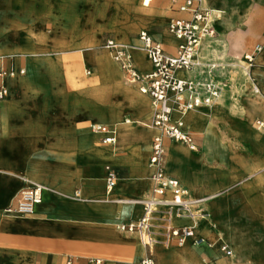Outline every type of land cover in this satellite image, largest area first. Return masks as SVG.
I'll list each match as a JSON object with an SVG mask.
<instances>
[{
	"label": "crops",
	"instance_id": "crops-1",
	"mask_svg": "<svg viewBox=\"0 0 264 264\" xmlns=\"http://www.w3.org/2000/svg\"><path fill=\"white\" fill-rule=\"evenodd\" d=\"M149 2L0 0V89L5 90L0 97V264H137L147 252L134 231L118 225L137 222L143 214L139 200L151 195L154 168L148 160L152 139L160 132L141 123L150 120L152 105L150 116L143 105L108 109L83 90L105 84L124 89L122 98L131 93L125 74L101 47L107 39L129 43L142 73L152 66L138 39L140 31L168 54L175 52L177 41L166 28L170 18L184 15L170 0ZM203 4L222 11L216 32L221 43L229 42L232 55L225 57L220 50L212 56L206 45L201 55L220 65L250 55L248 71L258 89L248 91L237 72L243 88L227 87L217 101L234 115L247 94L253 118L241 133L212 117L209 107L193 108L188 115L173 111L172 120H183L195 148L163 136L165 172L179 181L188 199L197 200L200 215L190 219L172 210L169 222L191 227L203 241L187 240L185 247L158 241L168 251L159 247L152 255L156 264H264V130L254 124L264 122V0ZM137 16L150 19L126 30L123 24ZM208 76L213 82L231 77L218 68ZM228 93L237 94L235 102ZM126 113L142 122H110ZM104 116L109 123L97 122ZM93 123L113 127L116 143H103L91 132ZM108 170L114 173L110 188ZM32 184L42 186L41 199L32 214H20L15 210L18 196ZM170 196L167 191L164 198ZM158 208L157 239L168 209ZM222 245L231 249L230 256L223 255Z\"/></svg>",
	"mask_w": 264,
	"mask_h": 264
},
{
	"label": "built area",
	"instance_id": "built-area-1",
	"mask_svg": "<svg viewBox=\"0 0 264 264\" xmlns=\"http://www.w3.org/2000/svg\"><path fill=\"white\" fill-rule=\"evenodd\" d=\"M170 4L175 6L176 11L184 15L170 18L167 24L168 33L177 41L173 54H168L163 45L154 40L147 31L138 33V39L152 66L150 71L142 73L138 70L126 43L107 39L101 45L110 53L112 60L118 64L129 82L138 84L140 90L150 97L152 116L148 122L141 124L156 128L160 132L153 137L151 142V154L148 162L154 168L150 177L152 191L148 198L139 200L143 205V214L135 223L118 225L120 230L134 231L147 251L137 264H156L152 255V246L158 241L164 245L181 244L187 240H191L193 244L203 241L191 227L173 226L169 222L172 210H175L177 215L190 219L198 217L200 214L197 212V200L188 199L179 181L168 176L165 172L163 136L194 149L195 143L192 134L184 129L181 118L172 120L173 111L183 113L193 108L209 107L221 96L219 87L208 76L217 66L215 63H210L208 66L202 67L201 56L202 48L217 36L214 22L217 12L203 4V0H170ZM245 57L249 62L248 67H250L252 57L250 55H245ZM190 71L195 74H191L189 77L179 75V73ZM5 73L6 71H1L2 75ZM257 90V87L253 86V91L257 92ZM4 93L5 90L1 88L0 97ZM254 124L264 130L263 121L255 120ZM90 130L99 135L103 143H116V133L107 125L93 123L90 125ZM106 184L108 188L114 184V173L110 170H108ZM167 191L171 192V196L164 198ZM41 192L42 186L39 184H32L23 189L18 196L15 210L23 215L32 214L35 204L41 199ZM158 204H162L168 209L167 216L162 218L164 222L160 226V238L157 239L154 221L157 218V213L160 212ZM220 250L225 256L231 255V249L226 245H222Z\"/></svg>",
	"mask_w": 264,
	"mask_h": 264
},
{
	"label": "rangeland",
	"instance_id": "rangeland-1",
	"mask_svg": "<svg viewBox=\"0 0 264 264\" xmlns=\"http://www.w3.org/2000/svg\"><path fill=\"white\" fill-rule=\"evenodd\" d=\"M207 0H203V2H206ZM151 4V2H149V5ZM215 9V11L217 12V15H218V19H216V23H215V25H216V27H219L220 26V23H221V21H220V18H221V16L223 15L222 14V11L220 10V9H218V8H214ZM137 18H138V20L137 19H135L134 21H133V19L131 18V20L130 21H128L126 24H123V26H125V25H133V27L135 26V25H140V26H137V28H139V27H141V25L143 24V22H145V21H148L150 18H144V17H141V16H137ZM167 22V21H166ZM116 28L117 29H119V26H118V24H116ZM115 28V29H116ZM144 28H145V26H144ZM166 28V27H165ZM167 29V28H166ZM145 30V29H144ZM139 32V31H138ZM220 39H222L221 37H219V36H217L216 38H214V39H212V41H210L209 43H207L206 44V46L208 47V49H209V53L212 55V56H217V54L220 52V50H221V54H224L225 52V57L227 56V57H230L231 58V56L230 55H232V53H230V51H229V48H228V44H229V42H227V41H225V43H221V40ZM126 44L127 45H129V43H127L126 42ZM221 47V48H220ZM263 51H260V54H263L262 53ZM212 59V58H211ZM109 60L112 62V60L109 58ZM264 62V57H262L261 59H260V62ZM202 62H203V65H202V67H205V66H208V64H210V63H215L216 64V66H217V68L218 69H223V70H225V72L227 71V73H228V75H230L231 77H229L230 79L229 80H227L226 82H223V81H218V82H214L218 87H219V89H220V94H221V85H219V84H222V85H224L225 87H224V89H227V87H234L235 85H237V87L238 88H240V89H242L243 88V86H244V83H242V82H240L239 80H236L238 77H237V72H239V74H241L242 76H243V78H242V80H243V82H246V85H247V89H248V91H250V92H252V83H251V79H250V75H249V71H248V69H249V67H248V64H249V62L245 59V60H243L242 62H234V61H226V63H223V64H219V63H217V61H211V60H207V58H205V57H203L202 58ZM112 64H113V62H112ZM114 65V64H113ZM205 69V68H204ZM199 71H202V69L200 70L199 69ZM191 74H193V72H190V74H185V76L186 77H189ZM123 78H125V80L126 81H128L129 82V80L123 75ZM234 81H236L237 82V84H235L234 83ZM223 82V83H222ZM99 85H101V86H105L107 89H108V97H109V102H111V103H113V104H119V105H127V107L126 108H128V109H131V110H133L132 108H131V106H129L128 104H127V99L128 98H130V96H127V97H120L122 94H121V92H120V90L119 89H121V87L119 86V87H116L115 89H113V88H111V87H109V86H107V85H105V84H99ZM89 89L90 88H88V89H85V90H83V93L84 94H86V95H88L89 97H91L93 100H95V101H97L98 103H100V102H105V100L104 101H98L95 97H92L90 94H89ZM232 92H234V90L232 91ZM229 94V93H228ZM222 95V94H221ZM228 99L230 100V101H233V102H235V100H236V98H237V94H235V93H233V94H229L228 96ZM242 98H244V99H242V101L240 102V105H239V107H238V110H236V109H233V111L234 112H236L237 114H234V115H228L227 117L226 116H221L219 113H217V114H212V117L214 116V117H217V118H221V119H223V120H226V121H228L229 122V124H230V127L233 129V130H237L238 132H241V133H246L244 130H242V125H244L243 127V129H245L246 128V126H248V125H250V122L252 121V116H253V114H252V112L253 111H249V109H247V101L248 100H250L252 97L251 96H247V94L245 95V96H241ZM249 97V98H248ZM218 100V99H217ZM217 100H215L210 106H209V108L212 110L216 105H218V101ZM144 102H145V107H146V104H147V102H148V109H149V116L151 115L150 114V101H149V99H148V97L147 96H145L144 97V100H143ZM106 103V102H105ZM225 108V107H224ZM127 109V110H128ZM199 109V108H198ZM200 109H201V107H200ZM206 109H208V108H206ZM204 110V109H203ZM209 110V109H208ZM205 111V110H204ZM144 112H146V111H144ZM190 112L191 111H188L187 113L188 114H190ZM212 112V111H211ZM228 113V112H227ZM226 113V114H227ZM187 114V115H188ZM140 115V114H139ZM120 116V115H119ZM149 116H147V117H149ZM146 117V118H147ZM137 118H139V117H137ZM136 118V119H137ZM239 118H241V119H239ZM244 118H245V120L246 121H244ZM141 121H142V119L141 118H139ZM117 119H115V120H111L110 122H115ZM108 122V119H106L105 121H102V120H99L98 119V121L97 122ZM109 123V122H108ZM253 125V124H252ZM88 131H89V128L87 129ZM176 214V213H175ZM195 231V230H194ZM183 247H185L186 246V244H184V245H182ZM159 247H161V248H163L165 251H168V246H165V247H167V248H164L162 245H160V244H156V245H153L152 246V252L154 253V254H157L158 253V249H159ZM171 247H175V246H171ZM216 247V246H215ZM174 251H172V258H174L175 260H176V256H178V253L176 252L177 251V249L175 250V249H173ZM160 257L162 258L163 256L162 255H160ZM231 262H234V261H232L231 260ZM230 263V262H229ZM176 264H181L180 263V261L179 260H176ZM237 264H244L243 262H237Z\"/></svg>",
	"mask_w": 264,
	"mask_h": 264
},
{
	"label": "bare ground",
	"instance_id": "bare-ground-1",
	"mask_svg": "<svg viewBox=\"0 0 264 264\" xmlns=\"http://www.w3.org/2000/svg\"><path fill=\"white\" fill-rule=\"evenodd\" d=\"M149 1L150 0H141V5H143V6H148V4H149ZM219 17H218V15L216 16V18H215V20H214V22L216 21V19H218ZM216 23V22H215ZM112 26L113 27H115L116 28V24L115 23H112ZM137 26H140L139 24L138 25H135L134 27H133V25H125L124 26V28H126V30H129V29H134V28H137ZM123 37V36H122ZM122 40V39H121ZM168 41H170L171 42V44L173 45L175 42L173 41V39L172 38H169L168 37ZM142 51V50H141ZM145 53V52H144ZM205 54H203V55H201L202 57L204 56ZM179 75H181V76H183L184 74H179ZM126 82V81H125ZM130 83V82H129ZM131 85V87H130V91H131V93H128L129 94V96H130V98H128L127 99V104L129 105V106H131V108L134 110V108H136V106H138V105H143L144 106V111H147V113L149 112V109H148V102H147V104H146V107H145V102L143 101L144 100V97H145V93H143L141 90H140V88H139V86H135V85H132V83H130ZM219 85H221V91H223L224 90V85H222V84H219ZM120 90V92H121V94L123 93V92H125V90L124 89H119ZM109 91H108V89L105 87V86H101V85H99V86H94V87H90V89H89V94L92 96V97H95L98 101H104L105 100V102H100V103H102V104H104V106L106 107V108H108V109H112V108H114V107H120V109L121 110H127L128 108H126L127 107V105L125 106V105H119V104H113V103H111V102H109V97H108V93ZM256 93V92H255ZM259 93V92H258ZM249 98V97H248ZM242 99H244V98H242ZM219 103H221V102H219ZM219 103H218V105H216L211 111L213 112V114L215 115V114H217V113H219L221 116L223 115V116H228V115H233V113H230V112H228V108H224V107H222V105L220 106L219 105ZM247 109H248V106H247ZM107 111V110H106ZM249 111H252V110H249ZM150 112H151V102H150ZM228 112V113H227ZM232 112H234L233 110H232ZM176 113V112H175ZM179 113H181V114H185V112H179ZM227 113V114H226ZM235 113V112H234ZM105 115L107 114V113H104ZM113 114V113H112ZM149 114V113H148ZM188 114V113H187ZM120 116L118 117V119L115 121V122H119V123H121V124H124V123H140V122H142L139 118H134V117H132V116H130V115H127V113L126 114H119ZM235 116V115H234ZM104 117H106V116H104ZM104 117H102V118H100L99 120H102V121H105L106 119H107V117L106 118H104ZM172 117H173V114H172ZM239 119H241V118H239ZM263 119H264V115H263ZM118 124V123H117ZM118 126H119V124H118ZM129 126V125H128ZM115 127V126H114ZM113 128V127H112ZM188 148V147H187ZM190 149V148H189ZM142 154V153H141ZM148 165L150 166V164L148 163ZM151 167V166H150ZM123 200V199H122ZM128 200V199H127ZM187 242V241H186ZM186 242H183V243H181V244H179V245H184V244H186ZM238 248H239V246H238ZM236 250H238V249H236ZM239 250H240V248H239ZM236 252V251H235ZM252 263V262H251ZM229 264V263H228ZM234 264V263H233ZM236 264V263H235Z\"/></svg>",
	"mask_w": 264,
	"mask_h": 264
}]
</instances>
